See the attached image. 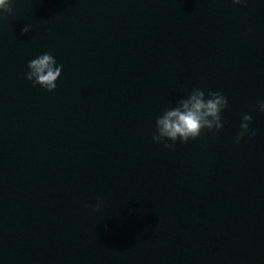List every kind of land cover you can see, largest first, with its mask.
<instances>
[{
    "label": "water",
    "instance_id": "obj_1",
    "mask_svg": "<svg viewBox=\"0 0 264 264\" xmlns=\"http://www.w3.org/2000/svg\"><path fill=\"white\" fill-rule=\"evenodd\" d=\"M248 2V0H247ZM0 20V264H25L127 165L244 7L232 0H12ZM31 25L29 34L21 29ZM48 92L25 79L43 53Z\"/></svg>",
    "mask_w": 264,
    "mask_h": 264
},
{
    "label": "clouds",
    "instance_id": "obj_2",
    "mask_svg": "<svg viewBox=\"0 0 264 264\" xmlns=\"http://www.w3.org/2000/svg\"><path fill=\"white\" fill-rule=\"evenodd\" d=\"M234 4L242 7L247 6V0H232ZM12 0H0V20H5L12 14ZM32 26L26 25L21 29L22 34H29ZM28 71L25 79L33 85H39L48 92L57 88L56 81L62 74L63 65H58L54 56L43 53L30 60L27 64ZM228 99L221 92H207L195 88L187 99H181L177 106L164 111L163 115L156 120V133L152 139L156 143H162L165 148L172 149L177 140L187 143L190 139L196 140L204 130L219 132L224 127L220 113L227 107ZM259 110L264 112V100L259 103ZM252 116L245 113L242 116L240 132L235 142L239 143L245 135L255 136V129H250ZM167 141H171L169 144ZM103 205L98 200L95 205L88 206L95 212H99Z\"/></svg>",
    "mask_w": 264,
    "mask_h": 264
}]
</instances>
